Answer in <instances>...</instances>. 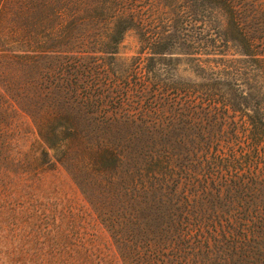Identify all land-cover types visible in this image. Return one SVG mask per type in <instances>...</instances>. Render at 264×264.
<instances>
[{"label":"trees","instance_id":"trees-1","mask_svg":"<svg viewBox=\"0 0 264 264\" xmlns=\"http://www.w3.org/2000/svg\"><path fill=\"white\" fill-rule=\"evenodd\" d=\"M160 1L0 0V199L35 240L24 260L74 264L90 243L61 225L79 208L38 194L59 164L119 264H264V0ZM129 29L149 59L182 38L192 77L161 83L145 65L122 84L110 71ZM214 204L226 214H207Z\"/></svg>","mask_w":264,"mask_h":264},{"label":"rangeland","instance_id":"rangeland-1","mask_svg":"<svg viewBox=\"0 0 264 264\" xmlns=\"http://www.w3.org/2000/svg\"><path fill=\"white\" fill-rule=\"evenodd\" d=\"M260 0H255L253 5L259 3ZM195 0H161L158 2L160 7L169 9H182L186 5L191 7L196 4ZM243 3V1H241ZM247 2H245L246 4ZM248 5V4H246ZM243 6V4H241ZM191 16L199 23L201 15L197 10H193ZM255 18L256 25L264 32V11L257 12ZM153 29L160 30L161 26L158 21L153 22ZM259 34V33H258ZM182 38L175 41L173 52L164 54L163 58L149 59L148 53L142 48V43L139 40L138 33L134 29H129L123 35L122 40L118 45L115 53V66L110 71L112 76L119 79L122 84L126 81L133 82L139 75L142 66H153L154 81L158 80L161 83H169L170 78L175 76L192 77V73L183 70L184 57L187 55L181 52L185 50V44L182 43ZM171 58V59H170ZM153 64V65H152ZM144 105L143 101L139 103ZM203 114V112H202ZM22 128L27 127L25 118H21ZM24 126V127H23ZM24 131V129H22ZM188 133L187 130L183 131ZM197 132V137L206 136L207 130L201 126ZM139 133L147 136L146 130H140ZM34 135L27 133L20 137V146L27 150L30 146L36 147ZM38 194L44 201L48 203L57 202V209H64L66 213L67 207L73 206L80 210L74 216V219L67 215L61 225L69 226L75 224L79 232L84 235V238L90 239V243L85 247L79 248L73 252L74 264H119L118 255L111 244V239L106 228L95 217L83 194L74 183L66 170L59 164L49 168L43 175L40 181ZM51 208H53L50 205ZM215 210L208 209L207 214L211 216L214 213L226 214L227 209L222 204H214ZM216 211V212H215ZM17 213V211H16ZM92 239V240H91ZM35 240L32 237L27 239L22 229H13L10 222V210L8 203L0 199V264H34L33 251L27 250V259L24 260V250L34 248ZM25 261V262H24ZM47 264V263H46Z\"/></svg>","mask_w":264,"mask_h":264}]
</instances>
